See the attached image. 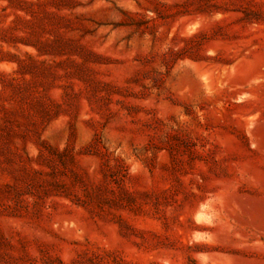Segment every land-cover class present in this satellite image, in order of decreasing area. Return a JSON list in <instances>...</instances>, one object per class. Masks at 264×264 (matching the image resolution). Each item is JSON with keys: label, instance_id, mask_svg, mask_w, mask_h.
Masks as SVG:
<instances>
[{"label": "rangeland", "instance_id": "obj_1", "mask_svg": "<svg viewBox=\"0 0 264 264\" xmlns=\"http://www.w3.org/2000/svg\"><path fill=\"white\" fill-rule=\"evenodd\" d=\"M0 264H264V0H0Z\"/></svg>", "mask_w": 264, "mask_h": 264}]
</instances>
